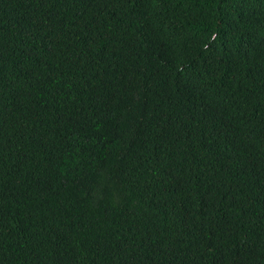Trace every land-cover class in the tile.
I'll return each mask as SVG.
<instances>
[{
  "label": "trees",
  "instance_id": "1",
  "mask_svg": "<svg viewBox=\"0 0 264 264\" xmlns=\"http://www.w3.org/2000/svg\"><path fill=\"white\" fill-rule=\"evenodd\" d=\"M0 264H264V0H0Z\"/></svg>",
  "mask_w": 264,
  "mask_h": 264
}]
</instances>
